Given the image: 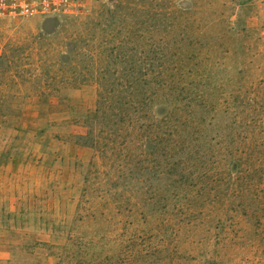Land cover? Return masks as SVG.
I'll return each instance as SVG.
<instances>
[{
	"label": "rangeland",
	"instance_id": "obj_1",
	"mask_svg": "<svg viewBox=\"0 0 264 264\" xmlns=\"http://www.w3.org/2000/svg\"><path fill=\"white\" fill-rule=\"evenodd\" d=\"M84 1L0 18V264L264 258L263 0Z\"/></svg>",
	"mask_w": 264,
	"mask_h": 264
},
{
	"label": "built area",
	"instance_id": "obj_2",
	"mask_svg": "<svg viewBox=\"0 0 264 264\" xmlns=\"http://www.w3.org/2000/svg\"><path fill=\"white\" fill-rule=\"evenodd\" d=\"M85 9L84 0H0V18L11 21L36 16L59 18L63 15H77Z\"/></svg>",
	"mask_w": 264,
	"mask_h": 264
},
{
	"label": "trees",
	"instance_id": "obj_3",
	"mask_svg": "<svg viewBox=\"0 0 264 264\" xmlns=\"http://www.w3.org/2000/svg\"><path fill=\"white\" fill-rule=\"evenodd\" d=\"M125 243V242H124ZM134 241L133 242H131V240H128V243H127V246H124V251H125V253H126V255H128L127 256V259H128V261H126V262H128V263H126V264H129V260H131V253L133 252V250H131V248L132 247H134ZM121 246H123V244H120ZM123 251V250H122ZM127 251V252H126ZM128 252H130V254L128 253ZM254 264H264V258H260L259 260H257V261H255V263Z\"/></svg>",
	"mask_w": 264,
	"mask_h": 264
}]
</instances>
